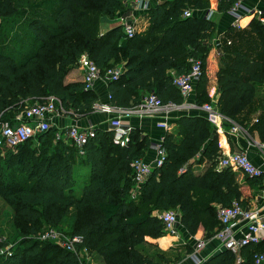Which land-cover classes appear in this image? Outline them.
<instances>
[{
	"label": "trees",
	"instance_id": "obj_1",
	"mask_svg": "<svg viewBox=\"0 0 264 264\" xmlns=\"http://www.w3.org/2000/svg\"><path fill=\"white\" fill-rule=\"evenodd\" d=\"M15 1L0 0V119H13L50 95L65 110L92 112L96 91L83 80L67 81L84 53L102 72L122 63L120 78L109 82V99L116 106L135 107L151 92L163 103L181 104L184 97L173 77L188 72L192 58L201 60L203 68L196 82V102L211 101L208 51L203 41L213 23L206 15L193 13L194 9H209L211 0L160 2L148 11L147 29L132 37L125 34L123 25L105 32L100 29L104 16L114 18L125 9V0H41L32 3L31 14L19 9ZM238 1L218 0V9L228 10ZM186 9L192 13L184 15ZM249 27L258 35V54L235 47L222 58L217 71V108L235 120L264 83V23L255 16ZM175 122L163 136L164 164L155 167L138 189L131 163L145 156L152 140L137 130L130 143L122 146L114 142L112 130L96 128L82 155L72 143L64 142L49 151L48 141L56 137L49 129L19 145L35 141L40 151L32 152L31 164L16 167H2V157L10 163L20 155L0 147V195L14 209L21 238L9 255L0 253V264H85L75 251L32 237L44 225L58 226L71 212L68 234L83 238L82 244L92 255L90 264L96 258L103 264L172 263L178 255L171 256L147 239L166 234L159 214L169 209L179 212L180 224L188 234L196 235L202 226L205 238L213 236L221 227L216 204L229 206L238 200L245 205L244 192L231 168L216 167L220 145L208 117L183 113ZM256 130L264 140V111ZM198 157L209 161L203 173L194 170ZM79 161L89 167L90 179L82 195L76 196L72 190ZM260 178L248 176L247 180L255 186L261 184ZM146 245L158 251L150 252ZM185 246L189 252L193 250L191 244ZM250 246L255 249H248ZM262 247L261 243L244 246L239 262L238 254L224 249L205 264H255L254 255Z\"/></svg>",
	"mask_w": 264,
	"mask_h": 264
},
{
	"label": "crops",
	"instance_id": "obj_2",
	"mask_svg": "<svg viewBox=\"0 0 264 264\" xmlns=\"http://www.w3.org/2000/svg\"><path fill=\"white\" fill-rule=\"evenodd\" d=\"M163 1L165 0H148L141 5H136L133 0H125V9L119 11L114 18L104 16L101 19L100 29L102 32H105L117 25H124L126 22L133 21L138 27L137 31L143 32L149 25L148 11ZM211 1L212 5L209 9H194L193 13L198 15L209 14L213 23L209 37L203 41L207 45L208 72L211 79L209 86L211 101L204 102L203 105L210 103L218 109L219 85L217 82V71L219 70L221 60L223 57L229 56V52L235 47H239L242 51L253 55L258 54L259 38L251 30L249 23L253 17L256 16L260 19V14H264V0H241L236 8L223 11L218 9V0ZM238 16H240V19H238ZM237 22H240V26L236 25ZM75 80H83V69L80 66L73 69L67 76V81ZM196 82L183 108H175L167 112L160 111L154 115L133 114L127 118L130 124L133 125L134 130L140 131L142 135H149L152 140V145L147 149L144 158L153 160L156 155L154 145L161 140L167 131L164 126L160 125L161 122H168L171 128L176 125V117L183 113L206 116L213 124L214 134L218 136L220 155H226L232 151H246L253 162L262 169L261 184H256L255 186H251L248 183V176L241 170H232L244 192L243 198L247 202L245 205L258 208L264 212V140L260 139L256 130L258 117L264 111V83L258 85L254 101L235 120L222 113V115L212 117L204 109L203 105L198 104L196 102ZM91 88L98 94L95 109L92 112L87 114L76 110H65L60 106V113L53 118L51 127H55L58 133H64L65 128L72 124L82 127L94 126L95 128L110 129L111 115L99 108V104L110 102L109 82L105 78H99L93 83ZM234 123L239 124L247 131H233L232 125ZM208 166L209 161L206 159L201 160L200 157L194 159V170L196 173H203ZM216 167L217 169H224L219 165V162ZM216 206L219 209L223 205L218 203ZM238 230L242 232L240 227ZM215 234L209 238H205V230L201 226L196 235H190L179 224L178 234L171 235L166 233V235L152 239V241L159 244L163 250L169 251L171 256L177 257L178 254L172 255V252L176 249L182 252L179 254L180 257L173 260L172 263L193 264L191 257L195 253L207 262L225 249ZM202 240L205 244L202 248L198 249L197 244ZM188 243L193 247V250L190 252L185 249V244ZM260 243L261 247L263 246L262 248H264V240ZM248 249L253 250L255 248L250 246Z\"/></svg>",
	"mask_w": 264,
	"mask_h": 264
},
{
	"label": "built area",
	"instance_id": "obj_3",
	"mask_svg": "<svg viewBox=\"0 0 264 264\" xmlns=\"http://www.w3.org/2000/svg\"><path fill=\"white\" fill-rule=\"evenodd\" d=\"M133 1L136 5H141L148 0ZM240 1L236 2L232 9L236 8ZM191 13L192 10L186 9L184 15ZM206 16L210 18L209 14ZM238 19H240V16H238ZM260 19L264 22L263 13L260 14ZM236 25L240 26V22H237ZM136 27L133 21H129L124 23L123 30L127 36L132 37L136 34ZM191 60L192 65L188 72L175 74L173 77V83L181 90V94L184 97V102L181 104L163 103L154 92L147 94L143 101L135 107H119L111 102L99 104V108L102 111L111 115L110 130L113 132L115 143L122 146H127L130 143L134 127L127 118L133 114L154 115L160 111L167 112L185 106L187 97L194 89V83L203 73L201 60L193 58ZM78 66L83 69V81L88 88H91L93 83L99 78H105V80L110 82L119 79L123 73L122 65L108 67L105 72H102L96 62L86 53L80 56ZM60 106V100L56 96L50 95L46 100L28 106L13 120L0 119V147L14 149L30 138L35 137L38 133L49 130L52 126L53 118L60 113ZM203 107L212 117L222 115L210 103H205ZM160 125L166 129L170 128V124L166 121L161 122ZM232 130L235 132L247 131L237 123L232 125ZM57 135L58 137L66 136L78 149L79 153L83 155L85 153V145L96 135V128L94 126L82 127L72 124L65 128L64 133H57ZM154 148L156 155L153 160H147L142 157L134 159L131 163L134 170L133 181L136 189L149 178L155 167H161L166 160L167 150L163 145V137L154 145ZM218 162L223 168L239 169L248 176H263L262 169L253 162L246 151H232L226 155H221ZM218 216L221 227L217 230L215 236L221 241L225 249H230L240 255L244 246L257 245L264 240V212L260 209L234 200L229 206H221L218 209ZM159 217L164 223V229L167 234H178L180 215L177 210H165L159 214ZM239 227L242 232L238 230ZM37 237L41 240L55 241L62 247L75 251L83 258L85 264H90L92 255L89 254L88 248L82 244L83 238L80 235H66L56 227H47L40 231ZM204 244L203 240L199 241L197 248H202ZM5 251V248H0V253H5ZM254 256L255 264H264V250L257 251ZM191 258L193 259V264H205V260L196 253ZM240 260H242L241 256L238 257L237 262Z\"/></svg>",
	"mask_w": 264,
	"mask_h": 264
},
{
	"label": "rangeland",
	"instance_id": "obj_4",
	"mask_svg": "<svg viewBox=\"0 0 264 264\" xmlns=\"http://www.w3.org/2000/svg\"><path fill=\"white\" fill-rule=\"evenodd\" d=\"M41 0H16V6L19 9H25L26 13L31 14L32 10V3L40 2ZM136 30H138V27H136ZM120 62V61H119ZM116 63V65H122V63ZM59 105V104H58ZM13 120V119H9ZM53 132H56V137L51 139V142L48 141L47 146H50L49 151H54L57 146L61 145V142H64L71 146V141L66 138V136L58 137L57 133L58 130L55 129V127L50 128ZM62 146V145H61ZM12 151L18 153L20 155V158L7 163V157H2V167H6L9 165H13V167L16 166H22L24 162H27L28 164H31L32 161V152H36V154H39L40 151V144H38L35 141H31L30 143L24 145V146H18L14 149H11ZM5 154V153H4ZM11 167V166H10ZM75 173H76V184L73 187L72 192L76 196H81L83 193V188L85 184L90 179V171L88 166H84V164H81V161H79L75 166ZM73 221V212L70 213L68 218H66L61 224L56 226L57 229L63 231L66 235H68L69 231L71 230V223ZM43 228H47L46 225L43 226ZM166 235V234H165ZM33 238H37V236L32 235ZM147 239L152 241V239H156L150 236H147ZM21 242L20 234L18 233L16 229V221L14 218V209L11 206L10 203H8L1 195H0V245L3 243L1 247L5 248V254L9 255V252H13L15 247L18 245V243ZM175 247V246H174ZM158 248L160 245L158 244ZM158 248L151 245H146V249H148L150 252H156L158 251ZM172 255H177L180 257V253H182L179 249H176L172 252ZM171 254V253H170ZM178 257V258H179ZM92 264H103V261L101 262L100 259L96 258V260Z\"/></svg>",
	"mask_w": 264,
	"mask_h": 264
}]
</instances>
